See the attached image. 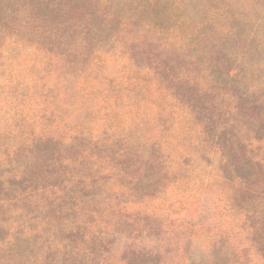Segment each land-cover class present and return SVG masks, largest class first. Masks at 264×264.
Returning <instances> with one entry per match:
<instances>
[{
	"label": "rangeland",
	"instance_id": "1",
	"mask_svg": "<svg viewBox=\"0 0 264 264\" xmlns=\"http://www.w3.org/2000/svg\"><path fill=\"white\" fill-rule=\"evenodd\" d=\"M263 5L0 0V264H264Z\"/></svg>",
	"mask_w": 264,
	"mask_h": 264
},
{
	"label": "trees",
	"instance_id": "2",
	"mask_svg": "<svg viewBox=\"0 0 264 264\" xmlns=\"http://www.w3.org/2000/svg\"><path fill=\"white\" fill-rule=\"evenodd\" d=\"M263 7H264V5H263ZM6 231L7 232H6L5 241L7 242V247H5V251L9 255V257H12L11 258L12 261H16L15 264H71L72 259H74L72 256H70L72 254L65 253L64 250H62V249H59L56 251V253H53L54 255L56 254V256H58L57 260L53 259L52 258V255H53L52 251L53 250H51V248H48V249L42 250V254H41L42 259L39 260L37 255H34V250H28V249L23 250L22 248H18V246L16 244L9 245L10 244L9 241H11V240H14V242H15V240H18L20 238L30 240L32 237V234H30V233L25 234L22 232V233L16 234L17 238L14 239L15 234L12 233V231L8 228ZM210 251L211 250H209V253H210ZM85 253L87 254V255L85 254V256L87 257L88 262H86L84 264H89L90 258L93 259L92 257H94L96 252L92 250V251H87ZM243 253H244V251H243ZM243 253L239 249L236 250L234 248H228L226 250L215 248V250L212 251L213 257H217V259L222 258V257H226L227 259L232 258V257L237 258V257H241V254H243ZM194 260L196 261V257H195V252L193 251L191 254V257L189 258V261H190L189 264H193L192 261L194 262ZM75 264H77V263H75ZM98 264H101V263H98ZM105 264H107V263H105ZM247 264H250V263H247Z\"/></svg>",
	"mask_w": 264,
	"mask_h": 264
}]
</instances>
